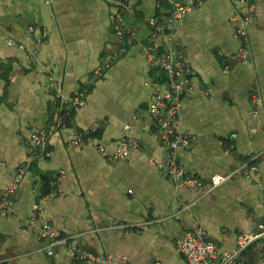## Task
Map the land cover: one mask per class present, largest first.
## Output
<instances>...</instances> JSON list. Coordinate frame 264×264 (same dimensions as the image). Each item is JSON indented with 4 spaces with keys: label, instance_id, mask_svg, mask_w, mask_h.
I'll use <instances>...</instances> for the list:
<instances>
[{
    "label": "crops",
    "instance_id": "1",
    "mask_svg": "<svg viewBox=\"0 0 264 264\" xmlns=\"http://www.w3.org/2000/svg\"><path fill=\"white\" fill-rule=\"evenodd\" d=\"M46 1L0 0V189L25 155L29 133L62 124L48 138L50 155L33 160L13 208L0 215V264H82L71 261L63 246L55 247L53 256L46 254L38 223L28 221L34 203L56 236L76 235L81 247L103 257L90 264L120 258L133 264H187L176 241L193 226L204 230L218 252L233 249L238 234L257 232L264 223V0L254 1L246 62L233 59L239 40L232 8L245 11L234 0L203 1L173 23L168 40L147 44L175 48L192 69L177 125L194 136L177 151L189 174L208 183L212 175H224L258 154L250 177L233 175L208 192L175 183L148 162L167 154L148 110L154 88L165 87V76L148 64L140 45L133 43L95 74L101 56L114 48L110 1ZM129 2L126 20L143 38L148 19L165 1ZM31 24L47 31L35 64L26 59L34 45L27 33ZM79 90L86 91L85 105L68 115L69 100ZM255 92L262 98L259 106L252 101ZM92 125L98 127L94 144H103V153L71 145L77 131ZM121 134L140 145L111 162ZM44 177L55 182L56 195L43 197ZM110 221L140 225L124 233L104 229Z\"/></svg>",
    "mask_w": 264,
    "mask_h": 264
},
{
    "label": "built area",
    "instance_id": "2",
    "mask_svg": "<svg viewBox=\"0 0 264 264\" xmlns=\"http://www.w3.org/2000/svg\"><path fill=\"white\" fill-rule=\"evenodd\" d=\"M109 1L115 8L109 16L115 43L111 52H106L101 56V64L97 66L95 74L101 75L102 71L124 55L133 43H137L142 48L148 64L161 70L165 76V87L163 89L158 86L154 88L148 110L156 122L157 139L167 149V154L163 159L149 158V164L175 183L192 189H201L203 192L210 191L236 174L250 177V173L256 168L255 160L258 154L242 160L236 168L224 175H212L208 183L185 170L178 159L177 151L188 147L194 136L188 131L179 130L177 125L181 117L182 97L190 87L192 69L184 56L175 48L168 47L160 50L155 44L151 47L147 45L149 42H156L158 39L168 40L173 23L191 13L205 0H164L165 4L160 12L148 19L149 29L143 38L139 37L136 30L126 20V16L132 12L129 0ZM234 1L238 5H244L245 11H241L237 6L232 8L230 19L233 22V33L239 40V47L233 55V59L238 62H246L251 56L248 29L253 20L252 11L255 0ZM27 33L33 40L34 45L27 52L26 59L28 62L35 64L39 49L47 39V31L44 27L31 24L27 27ZM7 44L12 45L13 42L9 40ZM17 46L21 49L24 48L20 43ZM85 96V90L77 91L69 100L70 108L83 107ZM252 101L256 106L262 104V98L258 92L253 93ZM59 126H62V124L55 123L50 129H34L29 133L26 139L25 155L18 161L11 182L4 189H0V215H5L13 208L20 182L33 160L37 157H48L50 155L46 148L47 141L52 131ZM126 128L127 126L124 127V129ZM97 131L98 127L96 125L90 126L86 131H77L71 140V145L76 148L83 145L93 146L99 153H103L105 146L94 144V135ZM139 145L140 141L138 139L121 134L119 139L114 142L109 160L115 162L123 159L131 150L137 149ZM54 183L51 179H42V184L50 187L43 197L56 195L57 191L54 188ZM190 205H186L185 208L188 209ZM32 209L28 221L29 223H38L39 237L47 240L44 249L48 256H53L55 247L63 246L67 250L71 261L90 264L103 259L102 256H96L81 247L75 240L76 235L56 236L50 224L40 217L39 205L34 203ZM139 225L110 221L106 223L104 229L130 233ZM253 243L259 244L261 248L260 256L254 264H264V223L259 225L257 232L238 234L235 247L231 250L218 252L214 243L206 239L204 230L197 226H193L182 233L176 241V248L187 264H247L242 259V253ZM110 264L133 263L120 258L110 261Z\"/></svg>",
    "mask_w": 264,
    "mask_h": 264
},
{
    "label": "rangeland",
    "instance_id": "3",
    "mask_svg": "<svg viewBox=\"0 0 264 264\" xmlns=\"http://www.w3.org/2000/svg\"><path fill=\"white\" fill-rule=\"evenodd\" d=\"M260 253H261V248L259 244L253 243L242 254L243 261L247 264H254L258 260L257 256Z\"/></svg>",
    "mask_w": 264,
    "mask_h": 264
},
{
    "label": "trees",
    "instance_id": "4",
    "mask_svg": "<svg viewBox=\"0 0 264 264\" xmlns=\"http://www.w3.org/2000/svg\"><path fill=\"white\" fill-rule=\"evenodd\" d=\"M72 110H73V108H70L69 111H67V112H68V115L71 113ZM42 179L44 180V179H49V178L44 177V178H42ZM42 185H43L44 188H45L44 193H46V192L50 189V187H49L48 185H44V184H42Z\"/></svg>",
    "mask_w": 264,
    "mask_h": 264
}]
</instances>
